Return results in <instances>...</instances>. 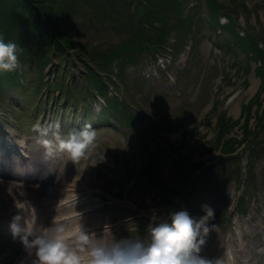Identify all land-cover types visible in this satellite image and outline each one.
Instances as JSON below:
<instances>
[{"label": "rangeland", "instance_id": "1", "mask_svg": "<svg viewBox=\"0 0 264 264\" xmlns=\"http://www.w3.org/2000/svg\"><path fill=\"white\" fill-rule=\"evenodd\" d=\"M217 1L235 9L239 35L248 38V43L252 38L263 55L257 58V55L253 57L250 52L243 50L239 39L231 30L221 28L214 21L208 25L206 19H211L209 0H192L183 10L184 16L192 10L197 13L190 31L182 29L181 19L175 11L167 12L164 19L170 29L169 51L178 45L174 41L180 31L175 26L188 35L186 45L182 47L179 44L177 47L176 60L171 65L164 64L169 65L168 69L165 68L166 73H162V63L159 65L160 77L154 69L152 77H148L147 71L141 69L146 61L155 58L152 50H148V55L145 53L137 57L140 61L138 66H133L125 57L120 62L122 69H125L122 70L121 77L117 74H114L117 79L111 77L120 89L117 90L115 85L112 87L132 107V117L120 123L114 120H111L113 124L96 121L101 103L99 97L94 95L89 99L92 117L88 119L89 122L86 120L85 107L81 108L77 123L74 118L76 111L70 108L66 111L65 104H57L61 110L55 113L54 105L62 94L60 90H50L48 86L40 93V70L36 65L40 43L36 40L29 42L28 58L25 61L28 77L26 85L24 89L10 87L0 92V111L3 117L9 116L7 123L17 134L22 132L19 130V120L25 125L21 128L24 132L33 133L27 135L22 132L34 156L36 173L34 176H27L17 159L13 156L4 157V152L0 151L1 219L11 222L18 215L15 212L16 201L23 199L29 200L30 213L33 212L30 198L35 189L42 203V211L45 212L41 223L45 226L63 224L66 233L80 227L91 229L100 226V230L87 232L92 242L103 240L110 243L122 238L146 241L151 227L170 219L173 208L169 197L172 189H181L185 194L178 199L179 207L181 210H188L192 217L199 219L205 215L202 210V205L205 204L215 210V217L209 221V227H215L205 238L201 256L226 261L225 253L230 251L234 264H264V150L251 158L250 151L244 149L241 159L219 160L216 165L197 176L194 182L184 176L188 158L193 161L209 159L212 153H218L221 146L215 149L212 145V141L217 142L216 137L222 132V125L217 124L218 118L222 115L227 119L231 118L227 121L232 125L224 135L240 138L243 131L240 123L234 122L250 118L253 129L257 120L255 113L261 106L252 97L258 91L262 101L264 98V91H260L264 87V79L260 80L259 72V69H263L259 66L264 63V0ZM75 2V6L64 15L71 18L73 30L76 27L80 40H88L98 49L119 48L120 43L129 39L137 29L138 25L133 27L125 16L112 12L111 6L105 13L95 6L97 0ZM221 16V24H226L228 17ZM58 63L55 60L48 67L52 77L58 69ZM72 63L76 61L66 60L63 65L65 68L72 65V70L65 79L73 86L78 78L81 82L83 70ZM112 87L110 97L115 94ZM259 95L256 97L259 98ZM251 99L253 103L248 105L251 106L252 115L244 107ZM39 103L45 104L48 110L45 108L40 118L35 120L31 116L36 114ZM72 105L75 107L76 103ZM45 114L51 118L61 116L65 120L62 133H52L51 140H54L56 134L64 138L72 130L81 129L85 124L92 125L96 130V141L91 155L87 159L72 161L65 153L53 152L48 155L47 161L41 160L46 149L42 144L43 139L33 132V124L41 121ZM246 145L243 144L242 147ZM4 158L7 160L1 163ZM148 160L167 185L164 193L161 187L158 189L146 186L142 183L144 180L135 184L139 179L138 171ZM210 162L211 159L207 161ZM228 163L232 167L230 170L225 168ZM174 165L180 167L176 168ZM238 167L242 169L238 170ZM10 173L22 174L23 179L15 178ZM242 173L243 183L238 177ZM27 178L30 179L25 180ZM192 185L196 190H189ZM88 193L93 194L90 200H82L74 208L51 211L59 207L67 196L79 194L85 198ZM120 193L123 195H119ZM239 195L245 197L248 207L246 214L237 211ZM97 206H101V209L92 210ZM85 207L92 210L85 216L64 223L56 220L60 215ZM225 208L230 209V212H224ZM138 211H141V215ZM229 217H232L231 222L228 221ZM40 221L41 218L38 217L37 223ZM137 226L145 230L144 235L137 234ZM70 243L75 246L74 239ZM1 246L5 250H0V264H13L21 256L19 254L11 260L7 253L12 247L7 243L0 245V248ZM90 247L91 244L79 251L81 258L89 256Z\"/></svg>", "mask_w": 264, "mask_h": 264}, {"label": "trees", "instance_id": "2", "mask_svg": "<svg viewBox=\"0 0 264 264\" xmlns=\"http://www.w3.org/2000/svg\"><path fill=\"white\" fill-rule=\"evenodd\" d=\"M209 1L211 19H206L208 25L210 26L213 21L219 24L224 10H228L224 12L230 19L227 29L231 30L239 39V44L243 50L252 53L253 57L257 55V58H260L261 54L263 55V51L258 45H255L254 40L250 38L251 41L248 43V38H243V36L239 35L236 29L238 20L234 15L235 9L217 0ZM116 2L118 3L115 7ZM191 2L192 0H105L104 2L97 0V4H95L97 8L105 12L111 6L112 12L125 16L126 20L131 21L133 27L138 25L136 31L129 39L120 43L119 48L102 50L92 45L88 40H80L76 27L73 30L71 18L68 15H64L66 11L71 10L75 6V0H0V36L4 38L5 42L11 41L18 45L20 49L18 53L19 63L22 65L21 72L19 68L13 72H0V92L6 91L11 86H20L23 83L22 78L24 81L28 78L25 63L29 52L28 44L36 40L40 43L36 65L40 70L41 87L48 84L56 89L62 88L64 91L66 81L61 79V77H66L70 68L67 69L62 65L64 61H69L72 56H75L84 70L83 83L77 80L73 86H69L68 97L66 96L62 100L66 101L67 108L72 103H77L78 106H81L83 102H87L90 94L97 93L104 96L107 100V107L103 108L101 113L103 117L112 116L118 121L129 119L132 114H130L126 101H120L116 96L113 99L108 98L107 89L113 83L111 75L117 74L121 77L122 70L124 71L125 69H122L120 62L125 57L133 66H138L140 61L137 57L147 54L148 50H152V53L155 54L166 51L169 47L170 38L169 26L164 22L167 12L175 11L179 14L178 18L181 19L182 29L190 31L197 13L192 10L184 16L183 10ZM175 27L180 32L176 34L174 43L184 47L188 35L184 30L181 31L180 27ZM178 45L173 49L175 52L178 51ZM55 59L59 60L60 68L55 73V79L52 80L51 78L48 79L51 76L48 72V67ZM259 67H263V69H259V72L264 79V63ZM82 85L84 89H81ZM256 96L253 98H256V103L261 106V101ZM252 99L244 105L250 112L251 106L248 104L253 103ZM103 117L100 120H104L105 118ZM256 117L257 124L253 129L249 125V118H245V121L240 124L242 129L246 126L240 138L234 136L226 137L224 135L232 125L227 121L228 119L231 120V118L227 119L222 115L217 119V124L222 125V132L216 137L217 142H213L214 144L212 145L215 149L218 146L221 147L218 154L214 153L210 156L213 164H215V161L224 158L241 159L243 150L238 149L245 142L248 143L251 158L256 156L257 153L263 152L264 144H261L264 142V107L261 111L260 109L257 110ZM237 122L239 123L240 120H237L234 124ZM260 135H262L261 138L259 137ZM211 148L212 146L209 147V149ZM180 156L184 157L183 154H180ZM151 161L153 162L152 159ZM151 161L148 160L138 171L140 178L136 182L144 180L150 185L162 184L164 189L167 188L161 174L153 167ZM205 161H193L188 158L184 166V176L194 182L197 176L211 167V164L208 165ZM174 166L176 168L180 167L178 165ZM225 168L230 170L232 168L231 164L228 163ZM242 178L240 176V179ZM225 182H227V178ZM189 190H196V187L192 185ZM181 195H183L181 190L172 189V196L169 198L174 211L181 210L177 201V198H180Z\"/></svg>", "mask_w": 264, "mask_h": 264}, {"label": "clouds", "instance_id": "3", "mask_svg": "<svg viewBox=\"0 0 264 264\" xmlns=\"http://www.w3.org/2000/svg\"><path fill=\"white\" fill-rule=\"evenodd\" d=\"M20 49L15 42H5L0 36V72H13L20 67ZM46 136L47 129H40ZM96 130L90 124L70 131L66 137L55 135L54 140L43 139L46 157L53 152L67 154L72 161L87 159L95 147ZM16 207L26 216L30 213V203L25 201ZM205 215L196 219L188 210H177L170 219L160 222L150 229V239L122 238L108 243L90 240V234L81 229L74 238L70 237L63 224L45 226L37 224L35 218L29 220L16 215L10 223L13 237H20L28 256H34L32 264H85L79 251L91 244L86 264H234L231 252H226L227 260L210 259L200 255L205 238L215 227L209 221L215 217V210L202 205ZM24 226H21V221ZM74 239L75 246L70 243Z\"/></svg>", "mask_w": 264, "mask_h": 264}, {"label": "bare ground", "instance_id": "4", "mask_svg": "<svg viewBox=\"0 0 264 264\" xmlns=\"http://www.w3.org/2000/svg\"><path fill=\"white\" fill-rule=\"evenodd\" d=\"M18 186V185H17ZM20 187V186H19ZM39 192H41V190L39 191ZM25 201H27L26 199H23L22 201H20V202H18V201H16V205H19V204H22V203H24ZM16 205H15V212H17L16 214H18V215H22V216H25V218H27V219H29V220H31V219H33V218H35V215H34V213L33 212H31L30 214H28L27 216L26 215H24V213L23 212H21L17 207H16ZM54 206V205H53ZM44 212V211H43ZM54 212H56V211H54ZM44 214H45V212H44ZM43 216V215H42ZM63 216V215H62ZM62 216H59V217H62ZM7 221H9V220H7V219H1L0 218V231L1 232H5V230L7 229L6 228V222ZM11 223V222H10ZM21 226L23 227L24 226V221L22 220L21 221ZM77 230V229H76ZM68 235H70V234H73L72 232H70V233H67ZM3 243H7V245H9L10 247H12L11 249H10V251H8V255L10 256V258H11V260H12V258H15L17 255H21L18 259H17V261H15L13 264H21L23 261H24V259H27V253L25 252V250H23V244L22 243H14V242H10V241H2V240H0V245H2ZM12 244L13 245H15L16 247H13L12 246ZM17 246H19L18 248H17ZM0 250H5V248L3 247V246H1V248H0ZM30 264H32V262H30Z\"/></svg>", "mask_w": 264, "mask_h": 264}]
</instances>
